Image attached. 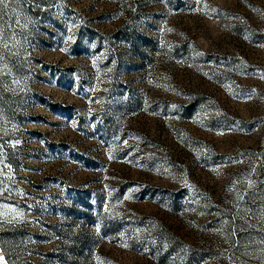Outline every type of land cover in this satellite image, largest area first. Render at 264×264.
<instances>
[{
  "label": "rangeland",
  "instance_id": "1",
  "mask_svg": "<svg viewBox=\"0 0 264 264\" xmlns=\"http://www.w3.org/2000/svg\"><path fill=\"white\" fill-rule=\"evenodd\" d=\"M0 264H264V0L0 4Z\"/></svg>",
  "mask_w": 264,
  "mask_h": 264
},
{
  "label": "snow or ice",
  "instance_id": "2",
  "mask_svg": "<svg viewBox=\"0 0 264 264\" xmlns=\"http://www.w3.org/2000/svg\"><path fill=\"white\" fill-rule=\"evenodd\" d=\"M5 0H0V4H4ZM0 261H2V257H0Z\"/></svg>",
  "mask_w": 264,
  "mask_h": 264
}]
</instances>
